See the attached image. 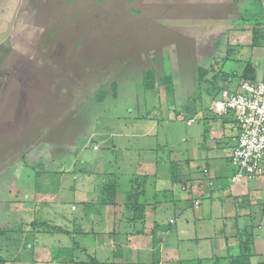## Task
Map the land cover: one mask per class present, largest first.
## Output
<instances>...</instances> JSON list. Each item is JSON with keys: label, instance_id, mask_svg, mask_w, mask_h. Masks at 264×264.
I'll return each instance as SVG.
<instances>
[{"label": "rangeland", "instance_id": "1", "mask_svg": "<svg viewBox=\"0 0 264 264\" xmlns=\"http://www.w3.org/2000/svg\"><path fill=\"white\" fill-rule=\"evenodd\" d=\"M19 1L25 11L19 13L11 33L4 28L1 37L6 35V45L2 42L4 49L0 45V256L20 252L23 258L11 256L4 264H30L26 257L41 252L44 256L57 236L48 233L49 243L35 245L37 236L46 233L37 224L50 220L65 223L73 214L70 209L84 210V203L75 199L78 191L92 195L90 200L96 199L92 207L98 210L103 185L116 180V200L125 202V193L139 180L136 177L153 188V177L144 175L148 170L158 178L166 175L167 182L165 177L159 180L164 188L157 199L163 201L168 194L165 189L173 188L169 176H178V171L188 167L187 162L179 161L194 155L187 149L196 141L194 133L206 124L199 118L189 126L186 121L210 106L213 75L228 73L231 64L224 63V68L215 64L230 29L222 31L214 18L185 20L182 14L192 6L184 7L180 0H10L11 8H17ZM252 2L253 8L244 11L247 19L240 21L263 24L264 6L260 0ZM244 55L258 71L263 70L262 62L251 59L250 47ZM201 68L207 70L202 80ZM149 70L154 72L148 80L153 79L155 88L145 90L143 80ZM165 76H171V81L162 80ZM110 171L112 177L108 176ZM174 187L180 190L179 184ZM175 202L191 205L187 200ZM212 203L218 209L206 213L192 230L200 237L201 255L207 251L206 239L214 230L202 232L205 225H215L216 232L230 230V221L222 224L219 201ZM161 212L164 221L158 237L170 240L175 236L179 244L188 240L187 234L184 240L179 232V224L165 235L170 229L168 219L174 215L173 210ZM137 228L133 240L143 237L140 223ZM260 230L263 239L264 227ZM245 232L242 225L227 237L222 255L226 258H217V264L238 253ZM252 232L255 250L263 253L260 232ZM192 241L195 244L194 238ZM215 254L209 259L192 254L197 259L184 264L198 260L211 264Z\"/></svg>", "mask_w": 264, "mask_h": 264}, {"label": "crops", "instance_id": "2", "mask_svg": "<svg viewBox=\"0 0 264 264\" xmlns=\"http://www.w3.org/2000/svg\"><path fill=\"white\" fill-rule=\"evenodd\" d=\"M180 1L184 7L187 5L192 6L191 11H188L187 14H182L185 20L186 17H192L199 21L206 19L210 21L214 18L220 24L222 31L229 29L231 31V34H228L230 36L227 42L224 44L222 43L223 45L220 44L222 46L219 48L220 52L216 56L217 61L215 62L216 66L218 65L221 68L225 67L224 63L227 64L230 62V68H228L230 70L228 73L226 71V73H219L222 75H213L215 83L211 87L214 91L213 94H211L213 97L210 106L221 89L236 90L243 80L258 82L263 78L264 40H260L259 44L254 45L252 31L257 27V29L262 28L264 30V23L259 25L258 23L251 24L240 21L241 19H247L244 15V11L253 8L254 4L252 1L255 2L259 0ZM9 2L10 0H0V5L2 7L4 3L5 6H9ZM260 2L264 6V0H260ZM239 4L243 6H239ZM241 6L244 7L243 11L240 9ZM199 11L204 14H200ZM208 12L209 14H207ZM5 21H8V19H5ZM237 23L243 25L237 26ZM221 24H223L226 29H224ZM197 25L199 26L200 23L197 22ZM0 27H3L2 23ZM1 28L0 35L3 34ZM248 47L251 48V59L253 57V59L262 62V71H258L256 65L253 66L252 62L248 61L247 57H245L244 53ZM214 50L216 51L218 49L215 47ZM245 68L246 71H244ZM211 72L213 71L211 70ZM219 76H222V79L217 82ZM220 82L224 84L222 87L217 85ZM210 106L196 113L193 117L188 118H194V121L199 118L201 122L206 124L204 128L202 127V129L194 133L196 141H194L192 145L190 144L187 149L188 152L192 153L193 151L194 157H184L179 161L182 164L187 162L188 167L184 168L183 171H178V176H169L171 182L175 180L173 177L176 176V181L178 182L177 184H179L180 190L177 191V186L176 188L174 187L176 183H172L173 188H166L165 190L168 191V194H161L164 195V199L160 201V199L157 198L160 197L159 191H162L164 187H161L163 185H160L159 180L165 177V182H167L166 175L162 174L160 178H158V175L149 174L147 172L148 170H144V175H148L149 178L153 177L151 185L153 188L150 189L148 187L149 185L146 186L144 183L143 194L145 195L144 198L147 205L145 207L144 219L142 222L130 220L131 213L126 209L125 202H123L124 199L122 200L120 198L118 201L116 200L117 195H119L117 193L114 202L104 203V195L102 192L101 196L99 195L98 197L102 205L96 210L92 207L96 205L94 202L96 199L93 198V201H91L92 195L84 191H78L74 194L76 197L75 199L80 203H84V210L78 211L75 207V209H70L71 214H73H70L71 216L66 219L65 223L60 221L59 224H56L53 223L52 220L47 222L49 224L64 227L67 230L70 229L72 232L52 233L57 236L55 244L49 243L48 236L50 234L43 233L41 238L38 235L35 245L42 246L48 242L49 251L44 256H42L44 254L43 252L36 253L35 255L26 257L25 260L31 261L30 264H38L40 260L42 261L39 264H43V262L44 264H48L47 262H51V264H69L67 263V252H63L60 249L68 248L75 243L76 249L73 254L75 260L83 262L82 264H93L91 259L99 264H144L145 261L146 264H150V261H152V264H184L196 258V255L192 254H198L197 258L209 259V256L215 252V257L223 258L224 256L222 255L226 251L225 245L227 237H231L235 230L238 227L241 228L242 225L244 228L249 227L251 231L254 229V231H258L259 233L261 231L260 228L264 227V174L258 175L251 180L231 184L230 179L233 174V168L230 165V156L237 142L238 128L231 115L218 117L211 112ZM202 113L204 115H202ZM201 141L203 142L201 143ZM195 142H197L196 146ZM207 142H209L208 146H204ZM229 144H231V148H229ZM141 165L142 164H140V166ZM149 168L151 169V166H149ZM140 169L143 168L140 167ZM204 169L206 171H204ZM138 175L140 174L138 173ZM108 176L112 177L113 172H108ZM168 184L169 181L167 185ZM192 188L194 189L193 192L189 191ZM169 195L171 197H169ZM183 200L190 201L191 205L187 207V205L180 202H178V204L175 202H182ZM194 200H198L199 205L195 206ZM213 200H217L220 203L221 217L224 218L222 224L226 221L231 222L228 224L230 230L228 233L226 229L224 232H222V229L216 232L215 225H213L214 228L213 226L205 225L202 231L200 226L199 230L202 232H205L209 228L214 229L206 239L209 244L207 248L209 253L206 251L205 254L201 255L202 246L198 244L200 237H197L195 231L192 233V230L197 226L198 221L204 219L206 213L209 215V212L218 209L217 206V208H213L215 205L212 203ZM158 201H160V203H158ZM262 203L263 205L261 206ZM88 209L90 213H86ZM164 209L166 211L173 210L174 215L168 219L170 229L172 230L167 229L168 231L165 232V235H170L179 224L181 227L179 232L183 234V239L187 234L189 236L188 240L184 239L185 241L179 244L175 241V236L168 237L170 240L165 237H158L159 226L162 225L164 221V214L161 212ZM74 213L77 214L74 215ZM88 216H90V219ZM232 216H234L235 219L232 220ZM240 220L243 221V224L238 223ZM138 223H140L141 231H143V237L140 238V240H133L132 235L139 232V228H137ZM134 225L136 227H134ZM258 226L260 227L256 228ZM132 227L133 229L131 230ZM219 233L222 240L218 242L217 237ZM204 234L205 233H202V235ZM193 238L195 244H192L194 243V241H192ZM258 238V241L263 243L264 238L262 239L261 232ZM165 242H167V246ZM182 245L183 251L181 252L179 250H181ZM191 245L194 246L192 247ZM223 248L224 250L221 253ZM80 251H82V255H79ZM181 254L185 255L181 257ZM11 256H13V259L23 258L20 252L12 255L4 253L0 256V264L7 262ZM87 260H89L90 263L89 261L87 262Z\"/></svg>", "mask_w": 264, "mask_h": 264}, {"label": "built area", "instance_id": "3", "mask_svg": "<svg viewBox=\"0 0 264 264\" xmlns=\"http://www.w3.org/2000/svg\"><path fill=\"white\" fill-rule=\"evenodd\" d=\"M210 109L218 117L231 115L238 128L230 156L231 184L264 174V75L258 82L241 81L236 90L221 89ZM194 205L199 201L195 200Z\"/></svg>", "mask_w": 264, "mask_h": 264}, {"label": "trees", "instance_id": "4", "mask_svg": "<svg viewBox=\"0 0 264 264\" xmlns=\"http://www.w3.org/2000/svg\"><path fill=\"white\" fill-rule=\"evenodd\" d=\"M253 44L257 45L259 44L260 40H264V30L261 29H253ZM246 71V68L245 70ZM207 72V70L201 68L199 69V77L202 80V77L204 76V74ZM150 75H154V72L152 70H149L145 73L144 75V80H143V87L145 90H150V89H154L155 87L153 84V79L148 80V77ZM166 79V83L171 81V76H165L162 80ZM148 80V81H147ZM177 176V175H176ZM176 176H174L173 178H175V180H172V183H178L176 181ZM138 180V182H136V184L134 183V185L131 186L130 190H128L125 195H126V200H125V207L127 210H129L132 213V220H134L135 222H142L144 219V211H145V207L147 205V202L145 201V195L143 194V186L141 187L142 184H144L145 182L143 181L142 177H136ZM111 180V179H110ZM135 180V179H134ZM141 184V185H140ZM103 193L107 196L106 198L104 197V203H109V202H114V198L116 196L117 193V182L116 180H113L110 183H105L103 185ZM39 226V228H43L44 231L46 233H56V232H63V233H67L68 231L61 228L60 226H54V225H50L49 223H38L37 224ZM248 231L245 232V239L243 240V243L241 244L240 250L238 251V253L235 254H231L229 255V259L226 263L224 264H264V253H259L255 250V245H254V233L251 230H248L246 227L244 228V231ZM2 233V231H0V234ZM76 249V244H72L70 247L68 248H61L60 250L63 252H67V256H68V260L67 263L69 264H82L83 262H78L75 260L74 257V250ZM59 250V248H58ZM60 255V254H59ZM254 257H258L261 258L260 260H257L256 262L252 261V258ZM222 260L226 257L220 258V257H216V259L213 260V262L211 261V264H217V260L218 259ZM93 264H99L98 262H96L95 260L91 259ZM90 263V261H89ZM201 260H198L196 262V264H201Z\"/></svg>", "mask_w": 264, "mask_h": 264}, {"label": "flooded vegetation", "instance_id": "5", "mask_svg": "<svg viewBox=\"0 0 264 264\" xmlns=\"http://www.w3.org/2000/svg\"><path fill=\"white\" fill-rule=\"evenodd\" d=\"M18 4H19V6L17 8H16V6L11 8V2H9V9L5 8L4 3H3L2 7L0 5V24L1 23L3 24V27L2 28L0 27V28L2 31H4V28H6L7 31L10 30V33L14 30L15 21L19 19V13H21L22 11H25V7L21 6L20 1L18 2ZM7 13H9V18L6 17ZM5 19H8V21H5ZM1 36L2 35H0V45L3 46V49H4L6 44L3 42V40L6 37V35H4V37H1ZM2 42L5 45L2 44Z\"/></svg>", "mask_w": 264, "mask_h": 264}]
</instances>
